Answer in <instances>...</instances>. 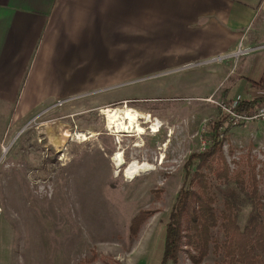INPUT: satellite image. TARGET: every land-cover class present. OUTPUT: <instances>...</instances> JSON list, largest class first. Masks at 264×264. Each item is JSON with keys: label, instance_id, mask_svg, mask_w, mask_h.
<instances>
[{"label": "rangeland", "instance_id": "1", "mask_svg": "<svg viewBox=\"0 0 264 264\" xmlns=\"http://www.w3.org/2000/svg\"><path fill=\"white\" fill-rule=\"evenodd\" d=\"M151 41L153 48L159 45L158 38ZM130 43L115 38L104 44L115 51L99 53V69L89 68L87 79L84 69L69 70L65 81L72 84L73 79L72 86L80 90L76 95L61 96L34 115L17 119L4 135L0 264H159L165 221L178 192L190 185L197 167L208 175L206 164L189 157L202 153L214 134L220 139L216 154L221 153L228 167L229 183L238 176L237 184L250 193L247 181L253 179L256 195L264 198V124L214 130L212 123L223 118L213 103L220 98L194 99L192 87L182 86L188 74L206 66L150 70L161 64L158 53L139 42L133 50ZM225 59L216 61L228 68ZM94 79L99 80L97 87L84 88L85 81L92 84ZM44 89L35 96H43ZM24 97H29V88ZM125 106L149 113L161 126L159 132L152 134L144 127L140 139L109 132L105 112ZM79 134L88 139L81 141ZM119 150L127 166L136 158L153 170L127 181L125 169H115L111 161ZM211 186L217 198L214 208L221 211L226 196L220 190L225 191L226 184L212 180ZM250 210L241 203V228ZM136 216L142 221L131 236ZM214 235L221 237L216 230ZM185 251L176 264H192ZM222 258L211 252L201 264H222Z\"/></svg>", "mask_w": 264, "mask_h": 264}, {"label": "crops", "instance_id": "2", "mask_svg": "<svg viewBox=\"0 0 264 264\" xmlns=\"http://www.w3.org/2000/svg\"><path fill=\"white\" fill-rule=\"evenodd\" d=\"M115 38L155 50L161 64L150 70L206 66L182 84L194 99L264 97V0H0V145L17 119L76 95L73 79L65 81L69 70L84 69L87 79L89 68L99 69V53L115 51L103 46ZM239 49L247 52L231 56Z\"/></svg>", "mask_w": 264, "mask_h": 264}, {"label": "trees", "instance_id": "3", "mask_svg": "<svg viewBox=\"0 0 264 264\" xmlns=\"http://www.w3.org/2000/svg\"><path fill=\"white\" fill-rule=\"evenodd\" d=\"M257 102H264V97L241 99L239 105L241 108L251 107ZM224 123V117H220L212 123L213 129L217 131L227 126ZM219 145L220 139L214 134L202 153L189 157V160L197 158L202 165L206 164L208 175L197 167L190 185L178 192L165 221L159 264H176L184 248L192 264H201L211 252L223 257L222 264H264V198L256 195L253 179L247 181L252 190L250 193H246L244 184H237L238 176L233 184L229 183L228 167L221 153L216 154ZM212 180L226 184L225 191L220 190L226 196L221 211L214 208L217 198L212 192ZM237 191L244 195V199ZM242 202H246L251 210L241 228L238 220ZM141 221L137 216L132 219L131 236L136 234ZM214 230L220 232V238H216Z\"/></svg>", "mask_w": 264, "mask_h": 264}, {"label": "bare ground", "instance_id": "4", "mask_svg": "<svg viewBox=\"0 0 264 264\" xmlns=\"http://www.w3.org/2000/svg\"><path fill=\"white\" fill-rule=\"evenodd\" d=\"M104 117V125L106 126V129H109V132L112 131L111 133L113 135L122 134L121 137H125V135H128L129 137L140 139V137L145 135V130L142 126V123H146V125H149L147 129L149 130V133L152 134L158 133L161 127L158 125V123H154L155 121H153L150 116L141 115V113L127 106L123 107L122 109L112 108L109 111L105 112ZM144 118H147V120L141 123V120H143ZM77 136L78 138H81V141H86L88 139L84 134H79ZM135 146L138 147L139 145L136 143ZM111 161L115 169H118L119 167L125 169L123 177L127 181H133L136 177H138L139 174L153 170L152 166L144 161H132V163L127 166L124 161L123 152L121 150L117 151L114 154V157L111 159Z\"/></svg>", "mask_w": 264, "mask_h": 264}, {"label": "built area", "instance_id": "5", "mask_svg": "<svg viewBox=\"0 0 264 264\" xmlns=\"http://www.w3.org/2000/svg\"><path fill=\"white\" fill-rule=\"evenodd\" d=\"M246 52L247 50L239 49L231 56L237 57ZM240 102L241 98L213 101L219 112L223 114L225 125L238 128L251 123L264 124V102H257L254 106L244 108L240 107Z\"/></svg>", "mask_w": 264, "mask_h": 264}]
</instances>
